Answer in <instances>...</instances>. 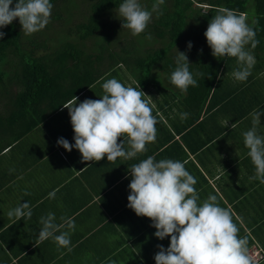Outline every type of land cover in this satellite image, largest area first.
<instances>
[{"label": "crops", "instance_id": "1", "mask_svg": "<svg viewBox=\"0 0 264 264\" xmlns=\"http://www.w3.org/2000/svg\"><path fill=\"white\" fill-rule=\"evenodd\" d=\"M112 78L141 89L158 120L156 142L146 145L147 152L136 158L108 162L105 156L100 161H83L78 149L68 152L58 146L60 137L75 143L68 111L60 129L46 118L27 130L8 123L0 126V264H155L157 245L167 248L170 237L159 240L150 218L137 216L127 207L129 171L148 156L156 161L186 162L185 168L197 180L194 187L200 202L209 194L216 195L220 206L231 210L239 236H247L249 248L256 246L262 253L257 264H264V183L250 179L255 166L243 136L253 126L249 120L243 125L242 120L234 123L224 113L214 114L220 110L218 98L212 99L221 89L218 84L191 109L186 93L177 92L170 81H164V87L145 84L124 70L98 77L74 96L77 105L86 98L100 99L104 91L97 86ZM74 97L64 105L71 104ZM5 110L2 105L3 115ZM185 112L188 117L181 120L180 113ZM257 131L264 136V125ZM53 190L54 199L48 196ZM25 202L32 208V217L10 219L8 212ZM50 212L57 224L64 222L62 216L74 219L72 251L58 247L51 238L37 245L43 227L40 218Z\"/></svg>", "mask_w": 264, "mask_h": 264}, {"label": "clouds", "instance_id": "2", "mask_svg": "<svg viewBox=\"0 0 264 264\" xmlns=\"http://www.w3.org/2000/svg\"><path fill=\"white\" fill-rule=\"evenodd\" d=\"M164 3L165 0H155L149 11L139 0H123L118 8L122 27L129 29L133 36L140 35L151 22L153 13L163 15ZM52 9L50 0H15V3L0 0V29L18 18L25 35L34 34L50 23ZM5 35L0 31V39ZM204 35L214 57L237 59L238 69L232 73L233 78L245 82L256 63L246 46L255 49L259 44L256 30L249 25L247 17L222 8L211 18ZM187 47L192 48L191 41ZM189 64L186 53L179 51L170 82L182 93L189 86L198 87ZM102 88L104 94L100 99L86 98L77 105L78 97H74L71 104L64 105L69 112L75 143L60 137L57 145L68 152L78 149L83 161H100L105 156L108 162H115L117 158L130 160L147 152L146 145L156 142L158 120L149 102L143 99L145 93L115 78L105 81ZM251 115L253 126L243 133L244 144L249 149L247 155L255 166V175L250 179L264 183V136L257 131L264 112L254 111ZM187 117L188 113H180L181 120ZM185 163L172 159L156 161L155 157L148 156L132 165L129 171L127 207L137 216L150 218L151 226L156 229L154 236L159 240L170 237L167 248L157 245L155 264H257L250 253L248 237L239 236L240 229L233 221L231 210L221 207L213 194L200 202L194 187L197 180L185 168ZM55 195L56 190L48 194L52 199ZM32 214L30 204L25 202L10 210L8 217L19 221L30 219ZM60 219L64 222L57 224L51 212L40 218L43 227L37 245L51 238L58 247L72 251L70 234L75 230V221L63 216ZM64 228L68 231H61ZM57 232L60 234L56 235Z\"/></svg>", "mask_w": 264, "mask_h": 264}, {"label": "trees", "instance_id": "3", "mask_svg": "<svg viewBox=\"0 0 264 264\" xmlns=\"http://www.w3.org/2000/svg\"><path fill=\"white\" fill-rule=\"evenodd\" d=\"M58 1L61 0H50V3L54 4ZM70 1L71 4L79 7V3H74V0H67V4ZM87 1L88 11L83 14V19L76 21L72 27L69 34L71 41H61L52 53L47 54L46 51L35 56L33 51V57L24 61L20 73H17L15 78L18 86L20 85L19 90H14L17 92L14 93L11 102L8 96V102L15 108L6 109L5 115H3L4 112H0V126L8 123L27 130L43 120L49 112H55L61 108L67 101L95 82L98 76L109 69L123 65L131 69L132 74L141 83L153 82L164 87L163 82L170 81L171 73L177 66L176 56L172 59L171 48L180 40L183 30L191 26L193 32L199 33L201 29L198 25L207 26L211 18L222 8L245 15L249 25L256 30L258 46L255 49H251L250 45L247 46L252 51L256 63L247 80L238 82L232 75L238 69V63L235 62L234 57L216 58L206 49L209 45L204 40H191L190 52L200 56V59L188 57L189 70L197 80L198 87L189 86L185 100L192 109L194 103L203 102L209 89L218 84L221 89L212 95V99L218 98L220 110L214 111V114L224 113L234 123L242 120L240 122L243 125H245V119H248L249 124L252 125L251 114L254 111H264V108L260 109L264 96V0H165V3L161 5L163 15L149 23L141 34L144 36L150 34L152 38L155 34L153 41L166 38L168 42L151 50L146 49L150 45H142L140 47L142 52L137 50V53H135L136 44L132 39L131 31L122 27V18L114 16L123 0ZM153 3L155 0H149L145 8H151ZM253 20L258 23L252 24ZM191 22L197 24H189ZM19 26L17 18L12 24L0 29L6 33L0 39V63L7 59L12 62L24 60L26 52L20 43L22 38L18 30ZM122 31L126 33L123 35ZM127 35L130 37L128 38ZM91 37H98L95 43L92 42L93 45L87 43V39ZM198 37L200 39V34ZM93 47L94 49L91 50ZM34 49L36 48L32 50ZM133 56H137L136 59H138V63L134 65L128 61ZM3 73L0 71V75ZM197 73L203 75L198 76ZM227 81H230L232 85H229ZM173 87L176 86L173 85ZM179 91L177 88V92ZM195 113L199 112L195 111ZM263 125L264 117H261V123L257 127H263Z\"/></svg>", "mask_w": 264, "mask_h": 264}, {"label": "rangeland", "instance_id": "4", "mask_svg": "<svg viewBox=\"0 0 264 264\" xmlns=\"http://www.w3.org/2000/svg\"><path fill=\"white\" fill-rule=\"evenodd\" d=\"M139 2L143 7H146L149 3V0H139ZM74 3H79V7H77L76 4L74 5L71 4V1L69 4H67V0H61L60 2L58 1L54 3L51 18H50V23H48L46 27L42 29L41 31H38L31 35H25L24 31L22 30V26L20 25L18 27V30L20 31L21 38H22L20 43L22 44V47H24L26 55H25L24 60H21V61L19 60L17 62H12L7 59V61L0 63V71L1 73L4 72L2 75H0V107H2L3 105L7 110L15 108V106H13L11 103L8 102V96H9V100L11 99L10 100L11 102L13 100L12 97L14 96V93H16L19 90V86H20V85L18 86V83L16 82V79H15L16 75L17 73H20L21 66L24 65V61H28L31 59V57H33L32 56L33 51L35 53L34 54L35 56L40 55L41 53H45L46 51H47V54L52 53L55 50V47H57L61 41H64V42L71 41L69 38V34H70L72 27L74 26L76 21L82 20L84 17L83 14L86 11H88V1L87 0H74ZM151 8L147 10L151 11ZM250 10L251 11L253 10L251 2H250ZM114 16L121 18L118 15V10L115 11ZM159 16H157L156 13H153L150 23H152L156 17L159 18ZM189 24L193 25L197 23L191 22ZM198 26L201 29L199 33L193 32L192 29L190 28L191 26H187V28L183 30L180 40L171 48V53L173 54L172 59L175 56L177 58L179 51L185 52L187 57H193V58L196 57L195 59H200V56H197L199 54L197 53L195 54L194 52L191 53L190 52L191 49L189 50L187 47V43L191 40H198V41L204 40L207 43L204 33L208 25L207 26L198 25ZM121 33L124 35L126 32L122 31ZM199 34H200V39L198 37ZM150 36H151L150 34H148L147 36H144L143 34L133 36L132 39L136 44L135 53H137V50L142 52V50L140 49L142 45L143 46L150 45L149 48L146 47V49L151 50V49L160 47L161 45L163 46L165 42L166 43L168 42L166 38L161 41H153L155 39L154 38L155 34H153L154 36L153 38ZM127 37L129 38L130 35H127ZM121 38H124V37L121 36ZM97 39L98 37L88 38L87 43L88 44L91 43V45H93L92 42L95 43ZM127 40H130V39H127ZM33 48H36V49L32 50ZM93 49L94 47L91 48V50ZM206 49H208L212 54V49L210 48V46H207ZM247 49L250 50L249 47H247ZM136 58L137 56H133L132 58H129L128 61H131V64L134 65L138 63L137 62L138 59ZM235 62H237L236 58H235ZM113 70H116V68L109 69L106 72L110 73ZM117 70L130 71L131 69H128L127 66L123 65ZM103 74H101L98 77H101ZM101 88H102V84H99L97 86V90ZM14 90H17V91L15 92ZM262 98H263V104L260 109L264 108V96ZM260 103H262V101H260ZM67 111H68L67 108H64V109L61 108L58 113L48 111L49 114H46L45 118L46 120L52 119L53 123L57 126L58 129H60L62 126H65L66 124L63 122V119L67 118V115H66ZM261 117H264V115H262ZM241 172L246 173V171L243 169H241Z\"/></svg>", "mask_w": 264, "mask_h": 264}, {"label": "built area", "instance_id": "5", "mask_svg": "<svg viewBox=\"0 0 264 264\" xmlns=\"http://www.w3.org/2000/svg\"><path fill=\"white\" fill-rule=\"evenodd\" d=\"M250 253L252 254L253 258L258 262L263 258L262 253L256 246H251L250 248Z\"/></svg>", "mask_w": 264, "mask_h": 264}]
</instances>
